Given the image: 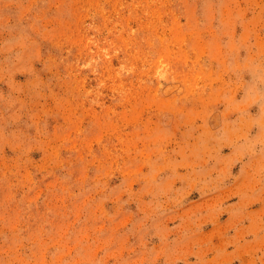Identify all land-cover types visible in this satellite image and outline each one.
I'll return each instance as SVG.
<instances>
[{"label": "rangeland", "instance_id": "1", "mask_svg": "<svg viewBox=\"0 0 264 264\" xmlns=\"http://www.w3.org/2000/svg\"><path fill=\"white\" fill-rule=\"evenodd\" d=\"M0 264H264V0H0Z\"/></svg>", "mask_w": 264, "mask_h": 264}]
</instances>
